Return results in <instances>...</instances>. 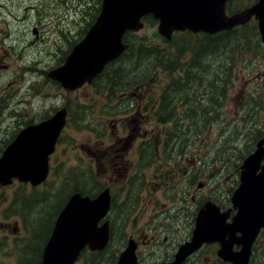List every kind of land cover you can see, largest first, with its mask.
Here are the masks:
<instances>
[{"label":"rangeland","instance_id":"obj_1","mask_svg":"<svg viewBox=\"0 0 264 264\" xmlns=\"http://www.w3.org/2000/svg\"><path fill=\"white\" fill-rule=\"evenodd\" d=\"M253 3L251 0H236L232 13L250 7ZM100 4L101 0H0V97L6 98L0 106V154L12 140L14 132L24 127V123L45 120L62 106L70 108L69 124L51 156L52 171L50 168L46 185L32 191L33 187L28 184L14 182L0 189V264H21L18 253L21 248H26V260L32 264L33 257L38 256L40 240L49 229V226L46 227L51 218L49 214L56 211V208L52 211L49 203L37 207L38 202L33 201L30 215L25 217L31 234L28 238L22 227L20 210L16 209L6 216L5 211L16 191H23L26 196L31 189L35 197L45 193L52 197L59 189L61 196L77 190L88 191L89 195L97 193L102 189L101 184H105L103 172L107 165L102 152L106 145L105 137L111 136L116 140V136H121L116 148L130 144L116 160L124 173L125 168L130 170L128 163L134 159L131 141L147 138L154 128V123L146 124L141 116L120 114L126 105L133 103L128 99L134 98H123L121 93L134 92V87L123 91L113 90V84L109 82L111 71L119 68L121 76L117 83L119 86L122 84V87L134 75L131 74L133 67L140 65L139 71L149 67L145 59H119L107 68L101 79L71 93L60 89L59 85L46 77L49 70L63 63L71 46L84 37L94 21L92 19L99 13ZM154 33H157L156 24L150 29L132 33L129 40L134 43L146 38L144 42L147 45L165 48L162 41L154 37ZM257 48V53L236 56L230 75L225 79L222 97L218 88L220 85H216L215 113L207 115L213 119L207 117L206 126L201 127L200 131L194 133V127H190L187 132V152L193 151L200 155L209 153V157L219 159L221 164L217 167L241 165L242 160L254 149L255 142L264 136L259 137L264 132V49L261 43ZM217 63L218 60L212 63L211 68ZM222 64L229 65L225 60ZM139 74L141 76V72ZM161 76L163 79L167 77ZM202 84L206 93L210 94L206 82ZM149 87L154 88L156 93L160 90V85L155 83ZM37 94L40 96L37 97ZM23 99L27 100L26 104ZM207 100L206 95L200 107L208 104ZM122 121V126H119ZM157 124L156 131L162 134L163 126ZM181 127V130L187 128L185 125ZM130 135L133 137L129 139ZM159 158H155L156 166ZM181 168L195 170V164L187 159ZM128 173L124 174L127 176ZM151 174L149 169L145 170L147 182H150ZM65 181H68L67 186L64 185ZM175 191L172 189V195L176 194ZM53 200L50 198L51 202ZM47 209L49 214L45 216L43 213ZM19 239L24 242L20 244Z\"/></svg>","mask_w":264,"mask_h":264},{"label":"flooded vegetation","instance_id":"obj_2","mask_svg":"<svg viewBox=\"0 0 264 264\" xmlns=\"http://www.w3.org/2000/svg\"><path fill=\"white\" fill-rule=\"evenodd\" d=\"M99 79L101 77L94 78L90 84L84 86H90ZM133 91L121 93L123 98H134L128 99L133 103L126 105V109L121 110L120 114L132 113L134 116H141L146 124L154 123V128L147 138L141 137L137 142L131 141L134 159L128 163L130 170L124 169V173L129 171L127 176L121 171V165L116 160L130 144L116 148L115 145L121 142V136H116V140L111 136L105 137L106 145L102 148L107 165L103 172L105 184H101L102 189L97 193L85 196L94 199L102 190H108V210L97 222V228L106 226L107 241L99 250L84 246L73 264H118L122 256H125L123 264H264V221L248 226L244 241L242 227L232 226L238 213L234 194L241 181L240 165L233 167L226 164L225 169L217 167L216 165L221 164L219 159L209 157V153L203 152L200 155L193 151L187 152L188 137L166 135L169 130L167 126L177 123V117L166 119L162 124L163 133L157 132L156 90L151 87H137ZM39 96L40 94H37V97ZM0 98L6 99L4 96ZM62 108L67 111L66 124L57 144L61 142L70 120L69 106ZM184 112L183 110L177 124L186 126L189 120L201 117L198 113L193 117ZM123 122H120L119 126H122ZM131 137L133 136L130 135L129 139ZM155 155L157 158L160 156L157 166ZM187 159L195 164V170H182L181 165ZM146 169L152 172L150 182H147L144 176ZM259 172L260 170L256 174ZM224 175L226 179H222ZM172 189L177 190L176 194L172 195ZM215 211L223 219V224L230 227V233H216L220 219L218 220L216 215L209 216ZM55 219L56 216L53 223ZM52 227L53 224L51 229ZM51 229L49 228L50 232ZM196 229H199L200 233L197 237L198 243L193 245ZM48 236L46 235L47 238ZM46 237L38 248L39 259L33 258L32 264L35 259V264L39 263ZM18 241L20 244L24 242L23 239ZM223 245L228 247V259L225 255H220ZM181 247H184L186 253L183 256H179ZM18 253L21 264H25L26 248H21Z\"/></svg>","mask_w":264,"mask_h":264},{"label":"water","instance_id":"obj_3","mask_svg":"<svg viewBox=\"0 0 264 264\" xmlns=\"http://www.w3.org/2000/svg\"><path fill=\"white\" fill-rule=\"evenodd\" d=\"M229 1L102 0L100 12L85 36L73 46L63 65L50 70L47 76L69 91H74L85 83L89 84L102 73L107 64L123 54L128 47L123 42V36L126 32H138L142 29V18L148 15L157 20V33L167 41L171 40L174 32L215 35L242 26L253 18L257 22L264 48V0H257L250 7L227 14L226 4ZM65 116V109H60L50 118L25 127L15 136L0 155V186H9L13 180H17L36 187L46 181L49 157L65 125ZM262 161L264 138L256 143L255 150L243 160L240 185L234 194L238 213L232 226L242 227L243 241L248 226L264 221ZM258 170L260 172L256 174ZM108 207L107 189L93 200L78 193L72 194L54 221L40 264H73L84 246L88 245L92 250L103 248L107 241V228H97V222L104 217ZM217 214L216 211L210 215L207 213L220 219L219 226L214 228L216 233H230V227L225 226L223 219ZM202 216L203 213L200 214ZM198 230L194 231L193 245L198 243ZM227 249L223 245L220 255L227 258ZM185 254L184 247H181L179 256ZM124 257L120 258L118 264H123Z\"/></svg>","mask_w":264,"mask_h":264},{"label":"trees","instance_id":"obj_4","mask_svg":"<svg viewBox=\"0 0 264 264\" xmlns=\"http://www.w3.org/2000/svg\"><path fill=\"white\" fill-rule=\"evenodd\" d=\"M98 1L100 2V0ZM235 1L236 0H232L227 5V10L230 13L234 11ZM251 1L255 2L257 0ZM96 16H94L92 20H94ZM143 21L145 28L147 29H150L151 26L156 24V21L151 16L145 17ZM130 35L131 34L129 33L125 35L128 48L120 59H145V61H148L147 63L149 67L146 69L144 68L145 70L143 69L142 71H139L141 68L140 65L136 68L133 67L131 74L134 75L131 76L128 81H125L126 83H124L122 87H120L122 84L119 86L117 83V79L121 76L120 69L117 68L112 70V78L109 79V82L113 84V90L119 89L123 91L130 87L148 88L152 83L160 85V90H158L155 96L156 104H158L156 110L158 115L157 121L161 123H165L164 121L166 119H171V117L173 119L177 117L178 123L181 115H183V110L185 111V114L192 115L193 117L196 113L201 114V117H194L193 120H189L186 124L187 128L183 130H181V124L174 123L173 125H170L168 132L166 131L167 136L181 135L188 137L187 132L190 127H194V133L200 131L201 127H205V119H208L207 117L213 119L211 116L207 115L215 113L213 106L216 104L214 91L215 87H217L216 85H220L218 88L220 89V96L222 97L224 95L223 85H225V79L230 75V70L235 64L236 56L241 57L245 55V53H257V46H260L255 23H248L231 31L221 32L215 35H194L187 32L176 33L169 42L159 37L157 33H154V37L160 39L165 45V48H157L153 45H147L144 42L146 38L144 40L139 39L138 42H134V44L129 40ZM245 50L247 52H245ZM186 57H188V59L184 60ZM217 60L218 63L216 66L211 68V64ZM224 60L227 61L229 65L224 66L222 64ZM138 71L141 72V76ZM161 75L167 76L166 79H163ZM162 81H165V83L162 84ZM203 82H206L208 85L210 94L206 93V89L202 84ZM198 89L201 90V93H199L200 91H198ZM206 95L208 98V104L200 107L201 102L206 98ZM200 97L203 98L200 100ZM0 102V106L3 105L4 99H0ZM28 123H31V121ZM23 125L25 126L26 124L24 123ZM175 131H177V133ZM17 132L18 131L14 132L13 138ZM46 183L42 186H45ZM64 185L67 186L68 181H65ZM31 189L32 191L36 190V188ZM31 189L26 196H24L23 191H16L12 196L13 199L10 205L5 211L7 216L16 209L20 210L23 226L28 238L31 234L29 225L25 221V217L26 215H30L33 207L32 202H38L36 203L37 207L45 205L44 203H49V207L52 211L56 208V211L50 212V214L48 209L43 213L45 216H48V214L51 216L46 224V227L49 226V228H51L55 215L58 214V211L68 198V195H60L59 188V192L52 194V197L49 196L48 193L35 197ZM79 193L89 194L88 191L84 190H80ZM50 198H54L55 200L51 202ZM45 232L43 233V236ZM47 233L48 231L46 232V235ZM46 235L40 240L41 243L45 240Z\"/></svg>","mask_w":264,"mask_h":264},{"label":"bare ground","instance_id":"obj_5","mask_svg":"<svg viewBox=\"0 0 264 264\" xmlns=\"http://www.w3.org/2000/svg\"><path fill=\"white\" fill-rule=\"evenodd\" d=\"M206 120V119H205Z\"/></svg>","mask_w":264,"mask_h":264}]
</instances>
